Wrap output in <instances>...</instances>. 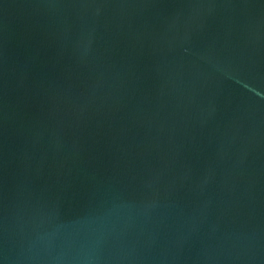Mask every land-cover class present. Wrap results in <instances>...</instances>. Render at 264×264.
<instances>
[{"label":"water","instance_id":"obj_1","mask_svg":"<svg viewBox=\"0 0 264 264\" xmlns=\"http://www.w3.org/2000/svg\"><path fill=\"white\" fill-rule=\"evenodd\" d=\"M0 264H264V0H0Z\"/></svg>","mask_w":264,"mask_h":264}]
</instances>
